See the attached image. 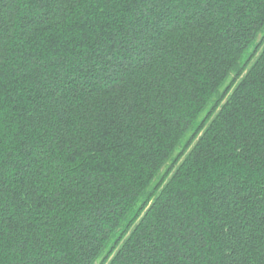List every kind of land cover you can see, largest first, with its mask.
<instances>
[{
	"label": "trees",
	"instance_id": "trees-1",
	"mask_svg": "<svg viewBox=\"0 0 264 264\" xmlns=\"http://www.w3.org/2000/svg\"><path fill=\"white\" fill-rule=\"evenodd\" d=\"M0 188V264H264V0H0Z\"/></svg>",
	"mask_w": 264,
	"mask_h": 264
},
{
	"label": "snow or ice",
	"instance_id": "snow-or-ice-1",
	"mask_svg": "<svg viewBox=\"0 0 264 264\" xmlns=\"http://www.w3.org/2000/svg\"><path fill=\"white\" fill-rule=\"evenodd\" d=\"M149 27H153V26L149 25ZM132 43L134 45L136 42L133 41ZM128 55L129 56H135L137 58H139L140 55H143L147 62H151L155 58L152 49L150 47H143V45H141V47L139 49H137L136 52L129 51ZM121 59H123V58L121 57ZM127 67H128V65H126V64H115V65L109 66V68L113 74L115 73V71L124 70ZM101 71H107V70L101 69ZM109 78H111V76H109ZM2 191H3V189L0 188V192H2ZM237 194H239L238 190H237ZM256 196H257V199L261 203H264V196H262L259 192L256 194ZM243 198L247 199V197H243ZM0 199H2V197H0ZM253 202L255 203V201H253ZM234 211H237L236 230L233 231L232 227H229L227 230V233L222 234L224 237V243L226 245H228L231 241H239L240 231L245 226H247L248 228L251 229V234H256V225L253 223V221H256L258 223L259 229H260L259 234L256 235V239L264 240V211H262L259 216H257L255 212H253L251 216H249L247 213H245V215H243V216H240L238 214L239 211H241L240 209L237 208V209H234ZM221 219H223V217H221ZM241 221H243V223H240ZM173 235L175 236V233H173ZM193 238H197V234L195 232H192L190 235L177 237L178 240H183L185 242L192 240ZM198 239H200L202 241V239H203L202 235L200 237H198ZM21 246L23 247L24 245L21 244ZM169 246H170V249H172V252H170V254H173V253L177 254V255L181 254L179 252V245L177 243H175L174 241H172L171 239L169 241ZM235 251H236V247H235V244L233 243L232 247L228 249L227 255L232 256ZM58 264H59V262H58ZM174 264H175V262H174Z\"/></svg>",
	"mask_w": 264,
	"mask_h": 264
}]
</instances>
